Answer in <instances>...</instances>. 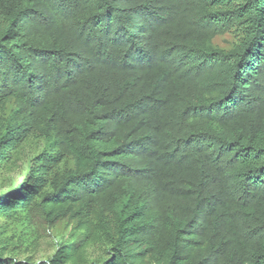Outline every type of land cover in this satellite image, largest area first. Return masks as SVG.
<instances>
[{"label":"trees","instance_id":"obj_1","mask_svg":"<svg viewBox=\"0 0 264 264\" xmlns=\"http://www.w3.org/2000/svg\"><path fill=\"white\" fill-rule=\"evenodd\" d=\"M19 161L0 264H264V0H0Z\"/></svg>","mask_w":264,"mask_h":264},{"label":"rangeland","instance_id":"obj_2","mask_svg":"<svg viewBox=\"0 0 264 264\" xmlns=\"http://www.w3.org/2000/svg\"><path fill=\"white\" fill-rule=\"evenodd\" d=\"M23 168L22 163L19 161L16 163V165H13L12 167H8L7 169H4L0 173V193L6 192L13 186L14 182L18 179V174ZM3 224L2 219H0V225ZM69 230L66 228H63V226H60L54 230H52L50 233H47L42 237L40 240V244L35 249H30L27 252H23L20 254H17L15 256L16 260L23 261L27 257L32 258L36 262H40L42 260H45L47 256H49L53 252V245L55 242H61L63 239L67 237V232ZM88 252L94 253L97 255L99 250L94 251L93 248H90Z\"/></svg>","mask_w":264,"mask_h":264},{"label":"bare ground","instance_id":"obj_3","mask_svg":"<svg viewBox=\"0 0 264 264\" xmlns=\"http://www.w3.org/2000/svg\"><path fill=\"white\" fill-rule=\"evenodd\" d=\"M185 11H186V10H185ZM185 11H184V12H185ZM180 13H181V12H180ZM182 14H183V13H182ZM50 94H51V93H50ZM50 94H49V95H50Z\"/></svg>","mask_w":264,"mask_h":264}]
</instances>
